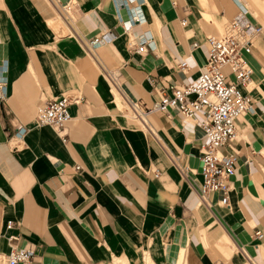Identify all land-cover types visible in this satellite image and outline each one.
<instances>
[{
  "label": "crops",
  "instance_id": "crops-1",
  "mask_svg": "<svg viewBox=\"0 0 264 264\" xmlns=\"http://www.w3.org/2000/svg\"><path fill=\"white\" fill-rule=\"evenodd\" d=\"M243 1L264 28V0ZM239 6L0 0V264L14 246L34 250L31 264H264V238L251 237L264 232V29L247 57L254 85L244 90L255 110L222 147L237 156L228 206L218 192L206 202L198 196L205 135L196 121L151 110L149 129L127 106L152 108L194 81L207 36ZM135 8L144 22L133 20ZM146 37L155 48L137 52ZM64 94L81 101L70 105L63 132L39 124L38 109Z\"/></svg>",
  "mask_w": 264,
  "mask_h": 264
},
{
  "label": "built area",
  "instance_id": "built-area-1",
  "mask_svg": "<svg viewBox=\"0 0 264 264\" xmlns=\"http://www.w3.org/2000/svg\"><path fill=\"white\" fill-rule=\"evenodd\" d=\"M237 1L240 4L238 13L226 23L224 33L207 36L208 56L194 81L174 86L172 93H164L152 108H143L140 102L127 100L132 117L140 119L149 129L148 113L151 110L164 113L177 110L187 120H194L202 127L205 135L201 147L202 182L197 193L206 202L212 193L218 192L221 195L220 203L224 206L229 205V181L236 173L237 156L234 153H223L222 147L235 138L241 117L255 110L249 91L244 90V87L250 86L254 74L247 57L252 51L254 40L264 29L263 25L250 18L248 5L243 0ZM131 12L135 22L145 21L140 8ZM182 23L185 25L186 20ZM108 37L106 33L91 40L89 50L92 51L107 41ZM197 46L198 42H195L193 47ZM153 48V40L146 37L137 44L135 50L144 53ZM178 68L186 71L189 67L183 60L178 63ZM0 84L2 101L6 99L5 85L2 81ZM80 101L81 97L77 94H64L51 99L38 109L37 122L41 125H53L63 132L65 125L72 119L70 105ZM20 131L21 138L25 129ZM259 152L264 156V147ZM14 224L13 220H9L7 228H12ZM251 237L262 240L264 232L259 229ZM33 256L32 248L14 246L6 255L3 264H31Z\"/></svg>",
  "mask_w": 264,
  "mask_h": 264
},
{
  "label": "rangeland",
  "instance_id": "rangeland-1",
  "mask_svg": "<svg viewBox=\"0 0 264 264\" xmlns=\"http://www.w3.org/2000/svg\"><path fill=\"white\" fill-rule=\"evenodd\" d=\"M246 1V0H245ZM247 3H248V1H247ZM249 7H251V5H249ZM251 9H252V7H251ZM261 13H259V14H256V16H261L260 15ZM263 21H264V19H263ZM224 33V30H223V26H222V28L219 30V32H217L216 34L217 35H222ZM254 85V82L252 83V85L249 87V88H251L252 86Z\"/></svg>",
  "mask_w": 264,
  "mask_h": 264
}]
</instances>
